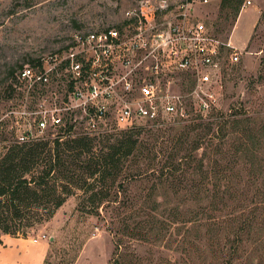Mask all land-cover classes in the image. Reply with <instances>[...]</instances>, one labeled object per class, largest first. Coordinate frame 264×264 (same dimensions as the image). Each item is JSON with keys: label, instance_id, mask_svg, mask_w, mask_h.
<instances>
[{"label": "rangeland", "instance_id": "rangeland-1", "mask_svg": "<svg viewBox=\"0 0 264 264\" xmlns=\"http://www.w3.org/2000/svg\"><path fill=\"white\" fill-rule=\"evenodd\" d=\"M141 2L0 0V156L19 141L24 131H33L38 140L48 141L49 147L54 133H59L54 129L40 131L36 115L28 114L43 94L39 88L28 92V85L16 79L21 67L43 52L64 45L74 30L121 24L126 9ZM229 10L222 6V0L194 1L193 19L206 23L224 41L231 39L242 52L239 61L226 65L218 83L212 84L218 97L214 108L201 113L198 99L185 95V116H167L159 124L142 121L132 127L140 129L144 143L149 142L158 152V162L175 148L190 146L193 137L185 143L178 139L186 126L203 123L202 131H206L208 122L216 120L218 125L215 122L210 133L213 141L207 144V159L221 165L217 173L218 208L209 211L206 220L198 219L194 217L196 205L172 194L169 200L160 198L162 203L169 201V207H160L161 230L150 228L154 178L134 176L124 181V175L126 171L150 169L154 162L149 158L132 160L126 162L115 183L112 185L110 178L104 188L116 201L97 207L77 188L52 218L25 228L27 238L50 242L44 264H264V174L252 169L251 173L240 171L241 165L232 157L238 142L231 134L223 137L220 130L223 118L231 113L242 118L251 116V134L256 137L254 143L251 139V146L264 153V0H252L234 23ZM231 52L227 48L226 57ZM11 69L13 73L9 74ZM176 81L175 90L184 94L193 87L189 75H180ZM132 128L108 121L102 133L91 135L96 138L95 148L102 147L104 137ZM80 135V129L72 131V136ZM203 147L199 153L205 150ZM88 157L83 154L79 164ZM183 183L191 185L192 181L185 178ZM178 204L183 205L182 211L175 209Z\"/></svg>", "mask_w": 264, "mask_h": 264}, {"label": "built area", "instance_id": "built-area-1", "mask_svg": "<svg viewBox=\"0 0 264 264\" xmlns=\"http://www.w3.org/2000/svg\"><path fill=\"white\" fill-rule=\"evenodd\" d=\"M194 1L142 0L126 9L121 24L74 30L64 45L26 62L15 76L28 92L43 94L28 113L36 115L38 129L58 130L55 137L75 129L91 136L110 120L127 128L159 124L187 114L185 95L198 99L201 113L212 110L218 99L212 84L242 52L193 19ZM251 4L244 0L241 10ZM180 75L192 79L187 94L175 90ZM37 138L27 130L19 141Z\"/></svg>", "mask_w": 264, "mask_h": 264}, {"label": "trees", "instance_id": "trees-1", "mask_svg": "<svg viewBox=\"0 0 264 264\" xmlns=\"http://www.w3.org/2000/svg\"><path fill=\"white\" fill-rule=\"evenodd\" d=\"M243 2L222 0V6L230 9L228 14L233 17V23L239 16ZM12 73L13 69L9 71V74ZM224 118L220 130L223 137L231 134L235 137L234 141L238 142V145L234 144L232 157L235 156L236 163L241 165L239 170L247 169L251 173L252 169L264 174L263 150L251 146V139L253 143L256 139L251 134V116L242 118L231 113ZM215 122H208L206 131H202L205 127L203 123L186 126L183 136L178 139L185 143L193 137L190 146L175 148L167 156L164 154L165 159L161 157L158 162V152L149 142L144 143L141 130L135 128L104 137L100 149L95 148L96 138L89 135L58 136L50 147L48 141L38 139L10 145L0 156V242L3 233L27 236L25 228L52 218L68 196L75 193L74 189H81L83 197L88 195L85 200L97 207L106 201H116V197L105 193L107 182L111 178V184L115 183L126 162H138L146 158L154 162L151 168L129 173L126 171L124 181L134 176L154 178L150 192V200L154 205L151 206L150 228L161 230L158 225L160 207H169V201L162 203L160 198L168 199L172 194L182 196L187 202L196 205L198 208L194 217L206 220L209 211L218 208L220 200L217 173L221 165L218 161L210 162L207 159V144L213 141L214 136L210 133ZM202 147L205 150L199 153ZM151 153L153 156H150ZM83 154L89 157L84 164H79ZM157 164L160 165L155 168ZM78 169L83 172L77 173ZM196 176L200 180L197 181ZM185 178L192 181L191 185L183 183ZM119 185L124 189L123 183ZM182 207L178 204L175 209L179 212ZM191 220L199 223L196 219Z\"/></svg>", "mask_w": 264, "mask_h": 264}, {"label": "crops", "instance_id": "crops-1", "mask_svg": "<svg viewBox=\"0 0 264 264\" xmlns=\"http://www.w3.org/2000/svg\"><path fill=\"white\" fill-rule=\"evenodd\" d=\"M49 243L44 239L32 240L26 236L3 233L0 242V264H44Z\"/></svg>", "mask_w": 264, "mask_h": 264}]
</instances>
